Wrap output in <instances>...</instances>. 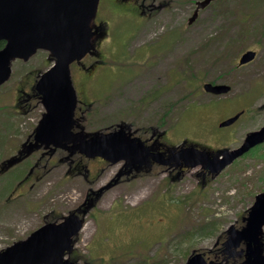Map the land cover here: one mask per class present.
I'll use <instances>...</instances> for the list:
<instances>
[{"label": "rangeland", "instance_id": "1", "mask_svg": "<svg viewBox=\"0 0 264 264\" xmlns=\"http://www.w3.org/2000/svg\"><path fill=\"white\" fill-rule=\"evenodd\" d=\"M198 1L164 0L151 20L101 11L100 18L110 23V41L102 47L108 59L92 82L95 104L86 132L120 123L157 127L167 131L168 147L185 142L214 153L236 149L247 133L264 126V0H215L189 25ZM247 51H255L256 58L239 66ZM50 65L44 51L25 63L15 60L11 78L0 86V166L16 156L44 111L36 98L17 100V89L27 91ZM72 72L77 82V72ZM207 82L227 85L230 91L209 95L202 90ZM102 85L109 90L99 96ZM244 110L232 125L219 129L218 123ZM39 152L44 151L0 174V252L26 240L45 216L73 211L87 190L116 181L115 166L98 175L80 168L68 177L66 162L42 170L23 190L22 177ZM198 174L199 168L171 175L155 171L113 183L83 214L70 260L185 264L192 251L219 247L229 227L244 226L255 196L264 192V142L212 178Z\"/></svg>", "mask_w": 264, "mask_h": 264}, {"label": "water", "instance_id": "2", "mask_svg": "<svg viewBox=\"0 0 264 264\" xmlns=\"http://www.w3.org/2000/svg\"><path fill=\"white\" fill-rule=\"evenodd\" d=\"M215 0L195 3L188 24H192L198 11ZM99 0H0V86L10 77V65L14 60L28 61L37 51L48 52L53 65L39 76L35 90L40 97L44 113L32 134L21 145L16 156L2 162L0 174L16 165L34 151L70 145V154L78 152L88 158L101 157L114 164L121 160L133 162L142 159V144L131 139L124 132L125 125L111 133H72L73 112L76 105L75 90L72 87L69 67L81 61L93 50L97 27L94 20ZM255 58L253 51H247L239 58L238 65L248 64ZM204 92L224 95L230 90L226 85L202 86ZM235 115L220 124H233ZM30 137L33 141L30 142ZM264 142V126L248 133L241 145L232 150L211 153L185 142L168 160L155 156L153 160L162 165L182 162L184 167L200 166L211 174H219L235 159L241 157L254 146ZM53 150V149H50ZM106 188H109L106 187ZM245 226L226 231L225 250L236 249L241 243L246 245V258L241 264H264L263 227L264 192L255 196L254 202L243 219ZM83 226V220L70 212L59 224H45L32 232L26 240L13 243L0 252V264H74L69 256L73 249V238ZM186 264H204L199 254L188 258Z\"/></svg>", "mask_w": 264, "mask_h": 264}, {"label": "flooded vegetation", "instance_id": "3", "mask_svg": "<svg viewBox=\"0 0 264 264\" xmlns=\"http://www.w3.org/2000/svg\"><path fill=\"white\" fill-rule=\"evenodd\" d=\"M164 0H100L97 16L95 19V24L99 27L97 32V40L94 44L95 49L92 53L87 54L84 59L90 57L91 61L88 63H84L83 60L78 63H73L70 66V75L72 86L75 89L76 93V107L74 110V120L75 123L72 126L71 130L76 133L82 129L85 131L88 124V113L92 110L95 101L90 98L91 92L93 91L92 82L95 81L96 75L98 71H102L105 64L107 63V56L104 54L102 47L109 43L110 41V23L108 21H104L100 15L101 11H111L114 15L119 17H135L140 20H151L153 17L158 15V13L163 9ZM102 29V33L99 32ZM101 33V34H100ZM255 52V51H254ZM256 58V52H255ZM245 66V65H244ZM72 69L77 72V76L79 77L78 81L75 82L73 77ZM38 80V76L33 80L27 91H23L21 89H17L18 96L17 100L27 97V98H36L40 103L39 95L35 90V84ZM214 85V84H213ZM107 89L106 91H108ZM104 85H102L101 93L99 96H104L105 94ZM210 95V94H209ZM100 100V98H98ZM97 101V100H96ZM240 116L245 113L244 111H240ZM240 118V117H239ZM238 118V119H239ZM222 122V121H221ZM220 123L217 124L219 129ZM116 125H108L102 131L111 132L116 130ZM131 130V138L136 139L142 144V152L140 160H135L133 162L120 161L116 164H110L106 160L100 157H96L93 159H87L84 156L76 153L68 158L67 148H56L52 150V152H39L40 157L35 162L33 166H31L25 176L22 177L23 185L22 189L27 185H30L34 179L39 177L38 173L42 170H48L49 166L52 168L59 167L60 163H66L69 165L67 168V176H72L76 174H71L75 171L77 174L80 168L87 169V175L92 172L95 175H98L99 172L104 171L105 168L108 167H116V172L114 174V179L110 181L107 185L99 188L97 190H87L84 193V197L82 198V202L70 212H75L78 217H82L84 213L90 211L92 207H94L102 195V191H104L105 187L108 185H112L113 183H120L123 181H131L137 178H145L150 175H153L155 171H161L162 173L168 172L171 175L172 172L178 171V173H182L183 171H190L187 167H184L182 162H171L168 165H162L158 162H155L153 158L155 156H160L162 161H166L175 151L179 150L178 147H168V142L164 137L167 134L165 129H160L157 127H146V128H133L130 126V129L126 128L125 132ZM32 141V138H30ZM188 146V145H187ZM69 147V146H67ZM186 147V145H185ZM199 148V147H198ZM215 151V150H213ZM84 161V162H83ZM96 161V162H95ZM85 163V164H82ZM82 166V167H81ZM203 179L212 178V175L209 171L200 172ZM86 176V175H84ZM69 213V212H68ZM67 213V214H68ZM50 215L42 218L43 224H58L61 222L62 217L65 215L58 217L53 215V219H49ZM243 222V221H242ZM245 223V222H244ZM245 225V224H244ZM224 243H221L219 247H216L213 250H208L206 252H196L192 251L187 259L191 255L199 254L202 258L204 264H241L245 261L246 258V245L244 243L240 244L236 249L226 251ZM217 246V245H216ZM263 255H264V239H263ZM186 259V260H187ZM186 264V262H185Z\"/></svg>", "mask_w": 264, "mask_h": 264}, {"label": "trees", "instance_id": "4", "mask_svg": "<svg viewBox=\"0 0 264 264\" xmlns=\"http://www.w3.org/2000/svg\"><path fill=\"white\" fill-rule=\"evenodd\" d=\"M3 43H0V47H2Z\"/></svg>", "mask_w": 264, "mask_h": 264}]
</instances>
